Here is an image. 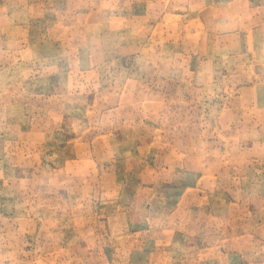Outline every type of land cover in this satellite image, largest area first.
Here are the masks:
<instances>
[{"label": "rangeland", "instance_id": "1", "mask_svg": "<svg viewBox=\"0 0 264 264\" xmlns=\"http://www.w3.org/2000/svg\"><path fill=\"white\" fill-rule=\"evenodd\" d=\"M0 264H264V0H0Z\"/></svg>", "mask_w": 264, "mask_h": 264}]
</instances>
